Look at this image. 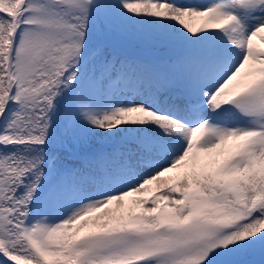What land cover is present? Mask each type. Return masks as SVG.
<instances>
[{
	"label": "snow or ice",
	"instance_id": "obj_1",
	"mask_svg": "<svg viewBox=\"0 0 264 264\" xmlns=\"http://www.w3.org/2000/svg\"><path fill=\"white\" fill-rule=\"evenodd\" d=\"M0 264H264V0H0Z\"/></svg>",
	"mask_w": 264,
	"mask_h": 264
},
{
	"label": "rangeland",
	"instance_id": "obj_2",
	"mask_svg": "<svg viewBox=\"0 0 264 264\" xmlns=\"http://www.w3.org/2000/svg\"><path fill=\"white\" fill-rule=\"evenodd\" d=\"M192 2H194V3H207L208 0H192ZM256 42L260 43V41L258 39L256 40ZM117 51H118V54H119L120 50H117Z\"/></svg>",
	"mask_w": 264,
	"mask_h": 264
}]
</instances>
